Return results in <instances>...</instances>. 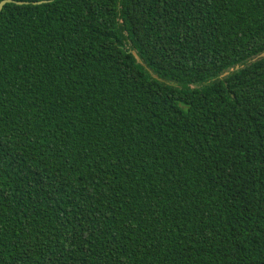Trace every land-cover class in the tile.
I'll return each mask as SVG.
<instances>
[{
    "label": "trees",
    "instance_id": "trees-1",
    "mask_svg": "<svg viewBox=\"0 0 264 264\" xmlns=\"http://www.w3.org/2000/svg\"><path fill=\"white\" fill-rule=\"evenodd\" d=\"M13 1L0 13L4 264L29 222L39 251H63L59 214L76 209L67 196L34 209L38 172L96 197L97 252L60 264H101L109 237L103 264H264V0L180 5L166 28L144 0Z\"/></svg>",
    "mask_w": 264,
    "mask_h": 264
},
{
    "label": "snow or ice",
    "instance_id": "snow-or-ice-1",
    "mask_svg": "<svg viewBox=\"0 0 264 264\" xmlns=\"http://www.w3.org/2000/svg\"><path fill=\"white\" fill-rule=\"evenodd\" d=\"M199 2L200 0H144V3H146L149 7L159 9L161 16L160 23L165 28L168 26V21L176 23V16L174 12L175 7L180 5L195 7ZM141 7H143V5H141ZM261 155L264 156V152H262ZM0 157H2V153H0ZM44 167H48L47 163H45ZM0 168H3L2 158H0ZM232 171H228L223 174V184L221 187H225L230 184ZM65 175L66 174L62 175L58 173L55 178H52L49 175H41L38 172L35 176V182L39 185L40 190L43 191L45 195L39 200H36L35 197H33L34 209L39 208L44 201H48L49 204L53 201L60 203L65 196L72 200V205L76 209L75 218L73 213L59 214V225L64 229V235L62 239L57 236V240L63 245V251L50 248L49 251L52 253L51 256H47L43 251H39L41 240H43L45 245L48 244V240L43 238V230L37 233L36 236H33L32 234L35 230L29 222L28 224H25V231L26 235L31 238V242L20 243L17 246L18 252H22L23 255H20L16 259L15 264H30L31 258L34 255L37 256V259L39 258V255H44V264H60V257L64 256V253H67L70 257L73 254V250L78 249L81 246L87 250L89 244H92V251L97 252L96 244L99 242L102 234L93 228V220L96 219V217H93L90 211V206H92L96 197L91 191H89L87 184H85L82 189L73 185L71 186V192L66 191L68 185L67 180L64 178ZM49 197H51V199H49ZM57 197H60V199H57ZM10 199V195L3 190V185H0V208H4V202ZM234 199H239V197H234ZM33 214H35V211ZM157 215L160 216L161 214L158 213ZM6 219L7 217L4 213L0 212V264H4L7 259L4 256V252L7 248V244L5 243L7 240L8 227ZM146 219L151 221L153 218L151 216H147ZM139 222L140 221L138 220L137 223ZM129 224H131V221H129ZM156 227H163L162 219L156 224ZM204 234L207 236L212 235V233L208 232L207 229L204 230ZM16 235L19 236V233ZM108 239L111 242L109 247L106 250H99L103 252V257L99 255V252L96 257L101 264H103L104 257L111 259L109 253L115 254L118 248V244L115 241H112L111 237ZM116 239L118 240L119 238L117 237ZM37 252H39V255H37ZM13 255L15 256L16 254ZM118 264H123V257L120 258Z\"/></svg>",
    "mask_w": 264,
    "mask_h": 264
},
{
    "label": "water",
    "instance_id": "water-1",
    "mask_svg": "<svg viewBox=\"0 0 264 264\" xmlns=\"http://www.w3.org/2000/svg\"><path fill=\"white\" fill-rule=\"evenodd\" d=\"M15 1H13V0H4V1H2L1 3H0V13L2 12V10H3V8H4V6L6 5V4H8V3H14ZM16 3H18V4H24L23 2H16ZM240 68V66H236L235 67V69H239ZM226 75L228 74V73H225Z\"/></svg>",
    "mask_w": 264,
    "mask_h": 264
}]
</instances>
